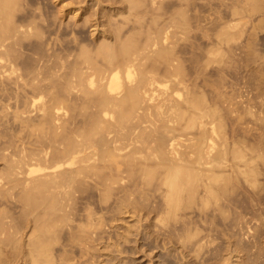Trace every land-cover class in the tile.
Instances as JSON below:
<instances>
[{"label": "bare ground", "instance_id": "bare-ground-1", "mask_svg": "<svg viewBox=\"0 0 264 264\" xmlns=\"http://www.w3.org/2000/svg\"><path fill=\"white\" fill-rule=\"evenodd\" d=\"M14 1L0 0V264L112 260L120 220L123 242L135 223L136 252L145 228L169 221L199 252L210 243L200 226L217 215L247 246L262 224L247 225L229 197L233 173L257 186L253 155L226 133L229 98L188 78L170 29L111 27L23 66L16 44L35 19L14 21Z\"/></svg>", "mask_w": 264, "mask_h": 264}, {"label": "rangeland", "instance_id": "rangeland-1", "mask_svg": "<svg viewBox=\"0 0 264 264\" xmlns=\"http://www.w3.org/2000/svg\"><path fill=\"white\" fill-rule=\"evenodd\" d=\"M140 2L128 11L125 0H15L11 6L14 21L35 19L33 30L16 44L22 55L21 65H31L51 49L66 53L81 43L91 46L96 37L115 26L123 25L122 32L138 27V23L143 29H170L168 39L174 43L188 78L200 87L210 82L229 98L220 105L226 133L231 140L245 139L257 172V186L232 174L230 204L235 214L243 215L247 225H262L252 228L244 246L238 243L243 229L227 224L217 215L210 224L200 226L210 243L195 252L179 241L172 221L157 223L145 228L143 241L140 239L143 250L136 252L137 227L132 224L123 242L126 223L120 220L115 233H121L117 236L121 243L113 259L101 264H238L241 260L263 264L264 0ZM236 21L239 24L228 28L226 40L217 37L223 23Z\"/></svg>", "mask_w": 264, "mask_h": 264}]
</instances>
